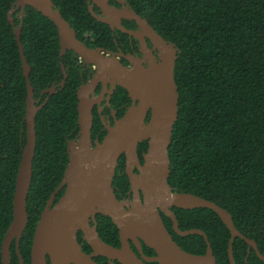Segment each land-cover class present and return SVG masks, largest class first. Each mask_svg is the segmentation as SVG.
I'll use <instances>...</instances> for the list:
<instances>
[{
	"label": "trees",
	"instance_id": "obj_1",
	"mask_svg": "<svg viewBox=\"0 0 264 264\" xmlns=\"http://www.w3.org/2000/svg\"><path fill=\"white\" fill-rule=\"evenodd\" d=\"M15 2L0 0V264L27 140V86L14 34L21 24L29 82L35 105L41 107L35 116L28 220L18 246L23 264H31L33 233L69 164L68 146L79 133L78 91L89 78L78 55L72 51L60 55L55 25L31 7H26L21 20ZM52 2L77 39L90 49L114 50L120 38L127 37L119 31L113 34L108 25L96 20L89 11L90 0ZM122 2L177 50L178 116L168 148V184L175 193L195 195L228 212L236 230L254 241L264 257V0ZM110 4L118 6L113 0ZM11 12L13 25L8 19ZM92 12L97 14L98 8L94 6ZM124 25L136 27L133 22ZM51 88L52 95L47 93ZM97 135L94 125L92 137ZM138 147L145 151L147 144ZM123 165L121 157L112 184L119 200L129 190ZM172 211L181 231L198 229L206 234L217 264H230V232L212 210L173 207ZM164 223L181 249L205 254L202 236H179L169 219L164 218ZM98 225L100 238L118 246L117 228L111 220L99 216ZM232 248L235 264H264L252 248L249 252L244 240L235 238ZM10 264H19L15 242L10 246Z\"/></svg>",
	"mask_w": 264,
	"mask_h": 264
},
{
	"label": "water",
	"instance_id": "obj_2",
	"mask_svg": "<svg viewBox=\"0 0 264 264\" xmlns=\"http://www.w3.org/2000/svg\"><path fill=\"white\" fill-rule=\"evenodd\" d=\"M92 16L108 25L112 30H119L142 42L144 38L160 52V63L151 60L148 69L138 61H132L133 69L122 66L117 59L103 55L101 49L93 50L77 39L74 30L62 17L52 0H16L15 9H21L23 19L26 7H31L48 18L57 28L60 55L72 51L88 66L96 68L94 86L100 82L111 81L125 89L133 101V106L115 123L102 142L93 147L90 141L92 124L91 102L79 95L78 125L79 133L68 146L69 164L61 184L51 195L35 227L30 251L31 264H94L91 256L82 252L76 240V233H86L88 244L94 251L92 256L113 259L120 264H217L206 234L198 229L181 231L172 207L182 210L210 209L230 232L228 259H233L232 244L240 238L252 248L262 262L264 257L254 241L247 239L236 230L231 215L217 204L191 194L172 191L168 184L170 162L168 148L171 144L173 125L178 116L177 88L174 81V67L177 50L167 43L149 23L127 8H114L109 0H90ZM96 6L101 15L95 16L92 7ZM13 25L12 12L8 17ZM123 20L133 21L142 32L128 30L122 26ZM22 24L15 28L19 54L26 79V144L23 149L13 196L12 222L1 245L2 264H10V246L16 243L19 264L23 261L18 252L19 241L26 227L28 215L26 210L27 195L32 179V162L35 152V116L41 107H36L33 88L29 82V71L20 42ZM64 81L62 82V86ZM50 95L54 88L47 91ZM46 101L41 105H45ZM150 119L146 123V117ZM147 141L148 148L143 155L144 164L140 165L137 154L139 143ZM125 157L127 178L133 193V201H119L113 191L112 181L115 168L121 156ZM133 166L138 174L133 173ZM64 193L56 204L53 201L58 192ZM140 192L143 201L140 200ZM130 207V208H129ZM126 208H129L126 210ZM172 222L174 233L179 236L199 235L206 242L203 255L185 252L173 240L166 229L160 213ZM109 217L117 228L120 248H114L103 242L95 230L88 232L89 218L95 214ZM140 240L151 249L154 257H147L141 252ZM130 241L141 253L139 259L130 247Z\"/></svg>",
	"mask_w": 264,
	"mask_h": 264
},
{
	"label": "flooded vegetation",
	"instance_id": "obj_3",
	"mask_svg": "<svg viewBox=\"0 0 264 264\" xmlns=\"http://www.w3.org/2000/svg\"><path fill=\"white\" fill-rule=\"evenodd\" d=\"M110 1L111 0H109V4H110ZM113 1H115V3L118 6L110 4L112 7H114V8H121L122 7V4H121V3H123L122 0H113ZM19 15H23L22 10L20 11ZM100 15H101V12L98 9V13L95 14V16L99 17ZM124 22L129 23V22H133V21L123 20L121 22L123 27H125ZM128 30L142 32V30L139 29L137 27V25L135 28L128 29ZM115 31H119V30H117V29L112 30L113 34ZM119 32H121V31H119ZM122 34H125V33H122ZM125 35L127 37L126 38H120V43H119L120 46H116L114 50H111V49L101 50L103 52V55L117 59L122 66L127 67L129 69H133V65H134L129 60L138 61L141 64V66L145 69H148L150 67L151 60H153L155 62V64L160 63L161 52L153 46L150 39L144 38L141 42L140 40H138L137 38H134L133 36H129L127 34H125ZM83 64H84V69L88 72L87 75H88L89 79L87 80L86 84H84L79 89L78 96L81 94V96H85V100H87L88 102H91L92 124L90 127V138H91L90 141H91L93 147H95L97 144L102 142L103 138L105 137V135L108 132V128H112L115 125V123L117 121H119L128 112V109L130 107H132L134 103H133L132 99L129 97L128 92L125 89H123L122 87H120L118 85V83H116V82H114V83H111V81H107L104 83L100 82V83L95 84L94 86L89 87L88 85H90L93 82L94 75L96 72V68L92 65L88 66L85 62ZM149 119H150V113H148L145 122L147 123L149 121ZM94 125H96V128L98 130V135L95 138L92 137V129H93ZM71 142H73V140ZM144 142L147 144V148H148L147 141H144ZM144 142H142V143H144ZM139 144H141V143H139ZM139 144H138V146H139ZM138 148L139 147H137L139 164L143 165L144 164L143 155L146 153L147 148L145 151H143V150L138 151L139 150ZM121 157H123V160H124V165L122 167V171L127 178L126 160H125V157L123 155ZM117 167H118V164L115 168V172L117 170ZM132 170H133V173H135V174L139 173L136 166H133ZM114 176H115V174H114ZM113 179H114V177H113ZM127 180H128V178H127ZM112 184H113V181H112ZM112 188H113L114 194L116 196L115 191L117 188L116 187L114 188L113 185H112ZM63 193H64V190L61 192V194L59 196H57L56 201L54 199L55 204L61 198ZM139 197H140V200L142 202L143 201V195L141 192H140ZM116 198L119 200V198L117 196H116ZM133 199H134L133 193L131 191L130 184H129V190L126 193V197L122 198L119 201L132 202ZM54 201H53V205H54ZM129 208H126V210H128ZM172 209H173V207L171 208V211H172ZM160 214H161V217H162L163 222H164V218H167V217L162 212ZM99 216H103V215L97 213L93 217L89 218V223H88V227H87V229H88L87 234H91L90 231L95 230V232H97V234L99 236V231H98V227H99L98 218H99ZM103 217H105V216H103ZM167 219H169V218H167ZM171 224H172V222H171ZM164 225H165V223H164ZM117 233H118V231H117ZM99 238H100V236H99ZM118 239H119V237H118ZM76 240H77V243L80 246L82 252L91 256V259H92L94 264H120L118 261L113 260V259H107V258L99 256V255L98 256H92V255H94V251L91 248V246L88 244L87 239H86V233L84 231H82V230L77 231ZM140 243H141V252L143 255H145L149 258L155 256V253L151 249L148 250L149 248L146 245H144V243L141 240H140ZM110 246H112L114 248H120V241H119L118 246H116V245H110ZM130 247H131L132 251L134 252V254L139 259H142L141 253L137 250V248L134 246V244L131 241H130ZM144 263L145 264H152L155 262H144Z\"/></svg>",
	"mask_w": 264,
	"mask_h": 264
}]
</instances>
